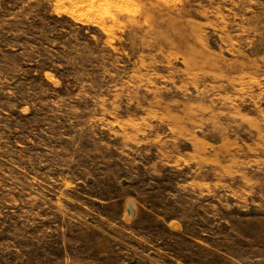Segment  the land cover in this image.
<instances>
[{"label": "rangeland", "instance_id": "rangeland-1", "mask_svg": "<svg viewBox=\"0 0 264 264\" xmlns=\"http://www.w3.org/2000/svg\"><path fill=\"white\" fill-rule=\"evenodd\" d=\"M0 264H264V0H0Z\"/></svg>", "mask_w": 264, "mask_h": 264}]
</instances>
